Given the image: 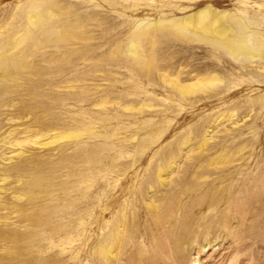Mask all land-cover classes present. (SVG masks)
Wrapping results in <instances>:
<instances>
[{
  "label": "rangeland",
  "instance_id": "obj_1",
  "mask_svg": "<svg viewBox=\"0 0 264 264\" xmlns=\"http://www.w3.org/2000/svg\"><path fill=\"white\" fill-rule=\"evenodd\" d=\"M205 3L264 26V0H0L4 54L29 15L59 9L21 45L28 65L15 79L0 61V228L14 233L0 239L3 264H104L93 247L121 218L119 264H142L157 229L151 200L176 208L233 190L240 219L191 203L198 243H209L177 263L264 264V53L234 56L167 24L134 33Z\"/></svg>",
  "mask_w": 264,
  "mask_h": 264
},
{
  "label": "bare ground",
  "instance_id": "obj_2",
  "mask_svg": "<svg viewBox=\"0 0 264 264\" xmlns=\"http://www.w3.org/2000/svg\"><path fill=\"white\" fill-rule=\"evenodd\" d=\"M213 2L216 5H219L221 0H213ZM50 7L51 8H44L41 14H39L40 16L29 15L27 17V27L25 33L15 38L14 41L9 38L4 45L12 48V52L10 54H4V52L0 51V61L5 63L7 67H11L12 78L15 79L20 72L19 70H22V68L24 70V67L27 68L26 66L28 65L25 64L27 63L25 62L26 46L21 47V45L25 44L26 40L34 35L33 33L38 29L43 31L50 30L46 24V16H55L58 15L59 12V9L52 6ZM162 24H167L176 34L178 33L187 38L196 37L199 40L208 41L234 56L240 53L246 56L256 54L260 55L261 53H264V26L257 23L255 17H250L249 15L243 13H237L232 9L219 8L212 3H205L182 16L161 18L156 24L148 23L143 26L138 25L134 32L135 36L137 38H142L143 36L149 34L148 30ZM55 32L57 33L58 38L67 35L65 30H62L61 28H56ZM135 44L136 43L134 42L130 43V51L135 52ZM215 79H217L216 75L212 74L198 75L195 76L192 83L188 82V84H185L184 88L198 86L200 88L201 84L211 82ZM177 83L175 84L177 85ZM16 142L19 143L20 141ZM22 167L23 163H17L10 167V170L18 172L22 169ZM36 181V179L34 180L32 178L26 180V183L30 186ZM189 191L184 190L183 194H186ZM232 192H234V190L231 191L230 194H232ZM31 194L33 195V192ZM230 194L220 191H213L207 194L202 193L200 196L202 197L201 199H196L191 203L200 204L202 210H206L211 208L212 205L216 206L220 203L224 206H218L216 211L217 218L234 215L240 219L239 217L242 214V210L240 207L238 208V204L232 199ZM191 203H183L180 201L176 208L168 204L163 205L162 208L156 199H153L150 203H148V210L151 211V214H155V225L157 229L155 234L152 235L153 241L151 250L153 255H141L140 260L142 264H178L177 258L183 257L182 253L187 252L190 247L193 248L196 254L203 252L209 242L198 243L199 238L197 237L201 234V231H199L201 224H197L199 222L197 217H191L189 214ZM17 207L24 217L31 216L32 212L29 211L23 204L18 205ZM125 221L126 220L124 218H121L112 224L106 233L97 237L93 247L96 262L102 261L104 264H119L120 249L126 239ZM205 230L206 229L204 228L202 229V231ZM148 235L149 233H147V236ZM162 236H166L167 239L165 240H169L170 244L167 246L169 248L165 249L163 247L164 242L162 243ZM12 238H14L13 231L0 228V239ZM164 244L167 243L165 242ZM196 262V260L193 261V264H197ZM0 264H3L1 260Z\"/></svg>",
  "mask_w": 264,
  "mask_h": 264
}]
</instances>
